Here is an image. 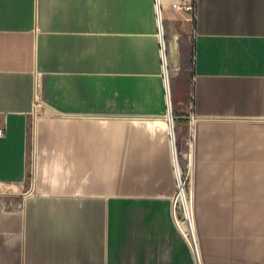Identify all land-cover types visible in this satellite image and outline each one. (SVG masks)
I'll return each mask as SVG.
<instances>
[{
  "label": "crops",
  "instance_id": "1",
  "mask_svg": "<svg viewBox=\"0 0 264 264\" xmlns=\"http://www.w3.org/2000/svg\"><path fill=\"white\" fill-rule=\"evenodd\" d=\"M186 1L160 10L197 254L157 0H0V264H264V0Z\"/></svg>",
  "mask_w": 264,
  "mask_h": 264
},
{
  "label": "built area",
  "instance_id": "2",
  "mask_svg": "<svg viewBox=\"0 0 264 264\" xmlns=\"http://www.w3.org/2000/svg\"><path fill=\"white\" fill-rule=\"evenodd\" d=\"M157 4L159 6V23H160V34H161V51H162V58H163V66L164 72L168 74L169 67H168V59H167V50H166V42L164 36V22L163 17L160 10V0H157ZM181 11H184L188 14V21L194 25L197 21L198 17V0H189L184 2L179 6ZM194 84V80H192V86ZM169 96L171 100V91H169ZM191 120V127H190V135L187 140V147L192 153V149L194 146V135H193V123L195 120V116H190ZM173 127V136L171 135V140L174 142V148L176 150L177 156L174 159L175 165V175L177 181V193L174 198L173 204V211L175 216V221L177 226L180 228L184 236L192 245L193 250L198 252L197 246V239L195 233V226H194V214H193V204L190 192V176L184 173V168L180 163L177 144L176 143V136H175V120L172 117V123H170V127ZM5 131L2 129L0 130V135H4Z\"/></svg>",
  "mask_w": 264,
  "mask_h": 264
},
{
  "label": "bare ground",
  "instance_id": "3",
  "mask_svg": "<svg viewBox=\"0 0 264 264\" xmlns=\"http://www.w3.org/2000/svg\"><path fill=\"white\" fill-rule=\"evenodd\" d=\"M169 62V61H168ZM168 67H169V63H168ZM165 74V89H166V93H167V104H168V109H169V112H168V115H166V122L168 124V128H169V132L171 133V135L173 136V127L171 126L170 127V123H172V116H171V107H172V104H171V101L170 100V96H169V91H170V79H169V72L168 74L166 72H164ZM157 124V123H156ZM160 126V125H159ZM171 144H174V142H172ZM173 150H174V159L176 158L177 156V153H176V150L174 148V145H173ZM189 159H190V162L192 160V153H190V155L188 156Z\"/></svg>",
  "mask_w": 264,
  "mask_h": 264
},
{
  "label": "rangeland",
  "instance_id": "4",
  "mask_svg": "<svg viewBox=\"0 0 264 264\" xmlns=\"http://www.w3.org/2000/svg\"><path fill=\"white\" fill-rule=\"evenodd\" d=\"M189 81H190V79L188 78V82ZM177 147H178L177 150H178L179 160H180L181 165L184 168V173L186 174V176L189 175L191 178L192 164H191L190 159L188 157L190 155V151L187 147L184 149V152H181L179 144H177Z\"/></svg>",
  "mask_w": 264,
  "mask_h": 264
}]
</instances>
